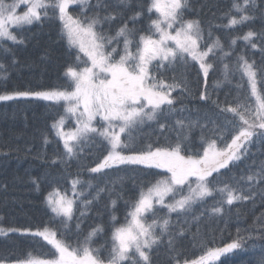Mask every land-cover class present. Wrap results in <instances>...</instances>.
Segmentation results:
<instances>
[{
    "label": "trees",
    "instance_id": "trees-1",
    "mask_svg": "<svg viewBox=\"0 0 264 264\" xmlns=\"http://www.w3.org/2000/svg\"><path fill=\"white\" fill-rule=\"evenodd\" d=\"M237 2L242 4L243 0ZM149 3L150 0H127V3L123 4L121 0H89L83 9L73 5L68 11L72 16L81 19L98 14L101 24L97 25L96 30L107 36L114 37L117 30L126 23L129 29L137 30L136 37H139L141 33H147L150 21L156 16L154 11L151 14L147 12ZM232 3L233 0H188V7L183 13L184 19L198 20L203 36H209L211 32V39L215 34L224 46L222 51L216 49V52L210 55L213 67L207 77L212 76L213 81L207 82L199 64L191 60L185 62L178 59L174 64L166 62L153 68L150 74L158 80L167 84L178 83L181 86L172 90L174 105L163 106V112L157 119L132 129L130 136L135 149L146 148L149 144L154 147L166 146V142L174 145L179 135L185 154L200 152L198 144H202L201 140H196V143L195 133L190 132L201 129L203 108L208 103L203 104L201 108V104L196 100L197 96L207 88V92L216 91V100L209 95L205 99L207 102L211 104V99L213 104L220 99L222 102L221 105H213L207 112L201 132L209 127L215 128L211 112L226 108L227 105L233 104L236 98L244 101L242 89L246 93H249V89L245 84V76L238 70L237 60L243 56L247 61L257 63L255 57L264 54V0H256L258 7L248 8V13L253 12L254 15L252 20L225 27L230 18L226 14L231 13L237 18L240 15L232 9ZM142 8L143 14L140 18L134 22L129 19ZM109 14H113L115 18L104 20ZM249 30L258 34L252 38L256 48H252L251 43L242 39H237L234 45L230 43L232 38L242 37ZM18 35L22 43L5 44L0 48V64L3 65L0 68V94L8 91L70 89L65 70L76 62L78 51L69 47L62 32L58 12L54 14L49 9L46 17L22 28ZM207 42L203 40L202 45ZM112 45L122 49L123 39L120 38L118 44ZM224 53L229 55L225 56ZM263 58L264 55H261L263 61H260V67L264 70ZM224 65L229 66L227 76ZM222 81L228 85V92L222 93L221 89L225 87ZM262 87L264 72L260 78L259 88ZM61 111L60 103L39 99L17 98L0 101V125L5 132V136L0 137V227L31 230L27 233L9 231L6 235H0V264H15L17 259L26 258L28 253L46 259L52 257L53 249L48 243L42 237L33 235L37 228L43 229L46 224L59 230L65 239L75 244L78 240L83 242L92 228L103 226L104 232L97 234L95 244L106 245L104 254L107 255V245H110L109 233L120 219H124L120 212L129 208L138 198L141 188H145L162 175L161 170L140 165L113 166L102 170L101 173H91L89 169L95 167L106 155V143L101 138L92 137L86 141L88 143L83 149L77 151L76 156L66 157L52 126ZM177 121H183L185 125L192 127L181 130ZM161 124L165 127L161 128ZM214 132L228 137L226 143L235 134L234 131L231 134V129L225 125ZM90 144L92 147L86 148ZM22 158L29 159L30 165L17 172L14 166ZM262 162L264 139L254 138L240 160L231 163L229 168L222 169L219 173H213L211 178L213 187L228 184L233 188L242 189L247 195L255 193L250 200L239 201L230 208L231 205L226 203V196L222 197L220 193L214 192L212 196L196 205L193 204L187 211L168 214L165 207H162L158 210L166 216L156 213L153 217L148 214V218L167 217L170 220L168 232L149 252L151 264H175L176 255H179L181 262L194 260L203 254L202 245L215 247L227 244L236 238L238 229L244 237L251 231L254 238L246 239L243 249L222 256L217 264H253V245H256L255 254L258 255L260 245L264 244V241L255 239L257 230L264 225V181L258 177L248 181L247 177L257 173ZM75 179L90 181L92 185L77 184L74 197H78L80 201H77L74 218L67 222L71 231L65 235L63 218L52 214L45 202V196L52 190H59L57 184L60 182L66 186L63 191L70 192ZM100 189L105 191L103 198L91 199L89 191L100 192ZM85 201L91 203L85 205ZM112 201L116 202L115 205ZM214 201L222 206L221 213L212 214L209 202L212 205ZM81 212L84 213L83 216ZM112 216L116 217L115 224L112 222ZM78 222L81 226L79 232L76 229ZM157 235H160L159 230Z\"/></svg>",
    "mask_w": 264,
    "mask_h": 264
},
{
    "label": "snow or ice",
    "instance_id": "snow-or-ice-1",
    "mask_svg": "<svg viewBox=\"0 0 264 264\" xmlns=\"http://www.w3.org/2000/svg\"><path fill=\"white\" fill-rule=\"evenodd\" d=\"M127 3V0H121ZM88 0H0V39H7L14 43H22L10 29L31 25L34 21H40L48 15L51 9L54 14L58 12V18L62 23V32L66 37L69 47L78 49L76 62L69 65L65 75L69 78L67 88L53 89L49 91H13L0 95V101L13 100L19 97H40L49 101H63L65 115L53 123V128L63 141L65 156L72 158L77 155L79 145L90 140L93 136L100 137L107 144V154L89 169L91 173H101L104 169L120 165H143L147 168L165 169L169 175L162 176L154 183H150L147 189L141 188L138 198L130 205L131 210L125 219L127 223L114 227L111 237V248L107 255L104 254L106 245L93 248V238L104 232V227L97 225L92 228L83 242L77 241L74 247L62 236L59 230L49 228L46 224L43 229L37 228L33 233L42 237L55 249L51 259H39L28 253L26 258L17 259L15 264H151L149 252L157 245L161 237L169 230L170 220L167 217H156L148 222L146 217L151 214L155 217L156 205H164L168 212L187 211L194 203L203 201L214 192L226 196V203L231 205L234 201H246L252 199L255 193L247 195L242 189L233 188L228 184L222 187H213L211 178L213 173H219L221 169H227L232 162L238 161L247 152L248 144L254 138L264 139V87L258 88L257 77L259 71L254 62L249 63L243 56L238 57V70L247 77L250 87V95L244 101H238L235 107L229 106L222 111L233 113L239 117L241 124L233 125L234 135L225 147H218L216 139L201 137L203 154L197 151L194 155H182L185 151L181 138L177 142L166 146H153L135 149L130 145L131 130L145 120H155L163 112V106L171 107L175 100L172 98V90L180 87L178 83L167 84L151 75L150 66L153 61L171 64L176 60L195 61L199 69L207 78L209 70L213 67L207 62L210 54L215 49L223 50V45L217 37L204 50H201V41L204 39L203 30L198 20H185L183 13L188 7V0H150L147 12L153 10L159 15L152 19L147 33H141L137 39L135 28L129 29L127 24L122 25L116 35L107 36L98 32L97 25L101 24V18L97 14L93 17H74L69 13L70 5H79L83 9ZM23 7L25 10L20 12ZM258 7L256 0H243L238 3L233 0L232 9L239 13V17L229 15L228 25L231 27L243 24L253 17L248 13V8ZM143 14L141 11L134 13L133 22ZM113 14L105 16L104 20L114 19ZM172 29V31H169ZM258 34L252 30L242 37H234L231 44L237 39L251 43L252 48L257 45L252 43V38ZM123 39V49L108 48L113 43H119ZM211 38V32H209ZM171 42V44L169 43ZM133 48L135 49L133 51ZM80 53L87 59H82ZM225 56L229 53H224ZM116 56L119 58L116 59ZM83 63L84 67H80ZM3 65L0 64V68ZM228 65H224L226 76ZM255 98L254 105L251 98ZM205 89L201 93V99H207ZM66 117H74L76 127L71 131H65ZM99 118V120H97ZM100 123V126H95ZM181 130L191 128L183 121H177ZM161 128L165 125L161 124ZM127 137V139L122 138ZM187 139V137H184ZM223 140V136L220 137ZM47 142V141H46ZM56 161L54 160L53 163ZM264 181V162L261 163L257 173L249 175L248 181L256 178ZM191 178H195L194 181ZM79 180H73L75 191ZM188 191L185 193L184 188ZM99 191H103L100 189ZM250 191V189H249ZM179 195V199L175 197ZM170 197L171 203L165 204V198ZM99 198V192L97 197ZM48 205L55 214L64 220L65 235L71 231L68 221L74 218V200L61 196L57 190L46 198ZM85 205L91 201H85ZM115 201L112 204L115 205ZM212 213L222 212L221 207H213ZM84 213L81 212V216ZM130 217V219H129ZM115 224L116 217L112 216ZM157 228L160 235H157ZM79 232L80 223L76 225ZM9 231H31L24 229H4L0 227V235H6ZM183 229H181V234ZM253 234L249 231L247 237L240 234L222 247H205L202 245L203 254L191 262L185 260L184 264H217L222 256L244 248L245 240H252ZM255 239L264 241V225L256 233ZM211 244V241L208 242ZM172 245V240H169ZM256 245H253V264H264V244L259 247V254H255ZM175 264H181L179 255L174 257Z\"/></svg>",
    "mask_w": 264,
    "mask_h": 264
},
{
    "label": "rangeland",
    "instance_id": "rangeland-1",
    "mask_svg": "<svg viewBox=\"0 0 264 264\" xmlns=\"http://www.w3.org/2000/svg\"><path fill=\"white\" fill-rule=\"evenodd\" d=\"M70 6H73V5H70ZM25 9L23 8V7H21L20 9H19V11L20 12H23ZM154 12H155V10H154ZM156 13V12H155ZM159 14L158 13H156V16L154 17V19H156L157 18V16H158ZM250 15L253 17L254 15H253V12L252 13H250ZM252 20V19H251ZM36 21H34L33 23H35ZM62 24V23H61ZM27 26H29V25H24V26H22V27H20V28H16V27H12L10 30L15 34V35H17L18 36V34H19V32L22 30V28H24V27H27ZM169 31H172V29H169ZM206 35V36H205ZM203 37H204V41H208L207 43H206V45H202V47H201V50H204V48H206V46L208 45V44H211L216 38H217V36L214 34L213 36H212V39L211 38H209V36L207 35V34H205ZM254 38V37H253ZM137 39H138V37H137ZM7 41V39H0V44H2V43H4V42H6ZM170 44H171V42H169ZM201 43V42H200ZM114 46L113 45H111V47H109V49H108V51H111V48H113ZM123 47V46H122ZM77 49V48H76ZM78 50V49H77ZM135 49H133V51H134ZM122 51V50H121ZM214 52H216V49H215V51ZM258 53H262V52H258ZM257 53V54H258ZM82 56H83V53H80ZM211 55V54H210ZM210 55H209V57L207 58V62L208 63H210L211 62V60H210ZM262 56L264 55L263 53L261 54ZM261 55H257L256 57H255V59H256V61H257V63L256 62H254V64H255V67H256V69H258L259 70V75H258V77H257V81H258V88L260 87V78H261V73H263L264 72V70L260 67V63L263 61L262 59H261ZM83 58L86 60L87 58L86 57H84L83 56ZM119 57L118 56H116V59H118ZM264 59V58H263ZM228 60H230V59H228ZM261 61V62H260ZM153 62H155V61H153ZM227 62V61H226ZM249 62V61H248ZM166 63V62H165ZM175 63V62H174ZM174 63H171V64H174ZM249 63H253V61H250ZM153 64V63H152ZM152 66V65H151ZM150 66V67H151ZM233 66V65H232ZM84 67V66H83ZM82 68V67H81ZM229 72V71H228ZM204 79H205V77H204ZM245 79H246V81H245V84H247V86H248V89H249V93H246L245 91H244V89H242V94H243V96H245V97H248L249 95H250V87H249V85H248V81H247V77L245 76ZM206 80H207V82L208 81H213V77L212 76H209V77H207L206 78ZM223 85H225V87L224 88H222L221 90H222V93H225V92H228V90H229V87H228V85H226L225 84V82H221ZM244 86V85H243ZM205 89L207 90V88H204V90H203V92L205 91ZM72 89H70L69 91H71ZM3 94H8L7 92L6 93H3ZM207 94H208V96L209 95H211V98L213 97L215 100H216V91H210V92H207ZM0 95H2V94H0ZM19 98H26V97H19ZM14 99H17V98H14ZM38 99H42V100H44L43 98H40V97H38ZM197 101H198V103H200L201 104V108H202V106H204L203 104H205V103H208V105H206L204 108H203V115H202V117H201V120H203V122L205 121V118H206V115H207V112L210 110V109H212L214 106L213 105H216V104H219V105H221L222 104V102H221V99L220 100H217V101H215V104H213V100L211 99V104L209 103V102H207L205 99H201V95L200 96H197V99H196ZM47 101H49V100H47ZM238 101H243L241 98H236L235 99V102L233 103V104H230V105H227L226 106V108H228L229 106H232V107H235L234 106V104H237V102ZM59 102H62L63 103V105H64V110H65V104H64V102L63 101H59ZM251 102L253 103V105H254V102H255V98L253 97V98H251ZM226 108H221V109H218V111L217 112H211L212 114H213V116H214V126H215V128L213 129H210V127H209V129H207V130H205V131H200L201 129H202V123L203 122H201L200 121V125H201V129L200 130H197V129H195L194 131H192V132H190V133H195L194 134V140H195V142H196V140H198V139H200L201 140V137L203 136L205 139H216L217 140V144H218V147H225L226 146V142H225V140L228 138V137H226L225 135H223L222 133H220V134H216L214 131L216 130V129H219V127L220 126H222V125H225L227 128L229 127L230 129H231V134H232V129H233V125H236L237 126V131H238V127H239V125L241 124V122L239 121V117H237V116H235L233 113H231V112H227V111H222V109H226ZM63 115H65V111H64V113H63ZM97 120H99V118H97ZM146 121V120H145ZM144 121V122H145ZM148 122H149V120H148ZM147 122V123H148ZM140 125V124H139ZM139 125H137V126H139ZM217 125H219V127H217ZM95 126H97V127H99L100 126V123H96L95 124ZM205 126H207V125H205ZM76 127V120H75V118L74 117H66V119H65V127H64V130L67 132V131H71L72 129H74ZM54 131H55V133H56V135L59 137V135L57 134V130L54 128ZM221 136H223V140H221L220 139V137ZM59 139H60V137H59ZM61 140V139H60ZM61 142L63 143V141L61 140ZM197 143V142H196ZM198 147H200V150L203 152V145L202 144H198ZM203 154V153H202ZM201 154V155H202ZM183 155V154H182ZM192 155H194V154H192ZM158 170H161L162 171V175L160 176V177H158L157 179H160L162 176H165V175H169L167 172H166V170L165 169H158ZM156 179V180H157ZM193 181H194V179L195 178H191ZM156 180H154V182L156 181ZM154 182H152V183H154ZM149 186V185H148ZM148 186H146L144 189L146 190L147 189V187ZM141 191V190H140ZM188 191V189L185 187L184 188V192L186 193ZM58 192L60 193V195L61 196H64V197H66L65 196V193H66V191H63V190H58ZM50 193H53L52 191H50ZM49 193V194H50ZM70 195V194H69ZM67 196L66 198L67 199H70V200H72L71 198H70V196ZM180 197H179V195H177L176 197H175V199H179ZM207 198V197H206ZM205 198V199H206ZM172 202V199L170 198V197H166L165 198V204H168V203H171ZM199 202H201V201H198V202H196V203H199ZM239 201H234L233 202V204H231V206H229L230 208L231 207H233L234 205H236L237 203H238ZM48 203V202H47ZM196 203H194L195 205H196ZM209 206H210V208H211V210H212V208L215 206V207H221L222 208V206L220 205V204H218V202H213V204L212 205H210V202H209ZM156 207V213H159L160 215H165L164 213H162V211H159L160 210V208H162V207H165L164 205H156L155 206ZM50 208V207H49ZM159 209V210H158ZM51 210V209H50ZM131 210V208L129 207V208H127V209H125L123 212H120L121 213V216L122 217H124V219H120V220H122V221H118V224H117V226H115V227H119V226H121V225H125L126 223H127V221H126V219H125V217H126V215H127V213L129 212ZM165 210L168 212V209L165 207ZM126 212V213H125ZM177 212H179V211H177ZM177 212H171V213H169L168 212V214H174V213H177ZM212 214H214V213H212ZM55 215V214H54ZM166 216V215H165ZM57 218H61V217H57ZM129 219H130V217H129ZM146 219H147V221L148 222H151V220L152 219H154V218H147L146 217ZM120 223V224H119ZM177 228V227H176ZM174 229V228H173ZM113 230H114V228H113ZM113 230H111L110 231V233H109V236H110V245L108 244L107 245V248H108V250L111 248V237H112V232H113ZM157 230H159L158 228H157ZM96 240H97V237H94L93 238V242H92V247L93 248H98V247H101L100 245H97V247H96V245H95V242H96ZM74 247L77 245V244H75V243H71ZM223 246V244L222 245H219V246H215V247H222ZM153 250V249H152ZM151 250V251H152ZM35 257H37V256H35ZM38 258L39 259H45L46 260V258H42V257H40V256H38ZM198 258V257H197ZM196 258V259H197ZM51 259V258H50ZM196 259H194V260H196ZM191 261H193V260H189V262H191ZM129 264H130V262H129ZM181 264H184V261L183 262H181Z\"/></svg>",
    "mask_w": 264,
    "mask_h": 264
},
{
    "label": "bare ground",
    "instance_id": "bare-ground-1",
    "mask_svg": "<svg viewBox=\"0 0 264 264\" xmlns=\"http://www.w3.org/2000/svg\"><path fill=\"white\" fill-rule=\"evenodd\" d=\"M230 30V29H229ZM113 48H117L115 45H114V47ZM120 49V48H119ZM120 50H122V49H120ZM160 65H162L159 61H155V62H153V64H152V66L150 67V69L152 70L153 68H157L158 66H160ZM12 91H8L7 93H11ZM192 99L194 100L195 98H194V96H192ZM3 136H5V132L2 130V127H1V125H0V137H3ZM231 141V139L228 141V142H230ZM130 142H131V140H130ZM227 142V143H228ZM133 143V141L130 143V145ZM170 142H166V145L167 144H169ZM28 165H30V160L29 159H24V158H22L21 160H19L16 164H15V166H14V169L18 172L19 170L21 171L22 170V168L23 167H26V166H28ZM28 174V173H27ZM75 180H79L81 183H79L78 185H83V186H90V185H92V183L90 182V181H83V180H80V179H75ZM57 187L60 189V190H65L66 189V186H65V184L64 183H62V182H60V183H58L57 184ZM97 193H98V191L96 190V191H94V190H90L89 191V196L91 197V199H97L96 197H97ZM104 193H105V191L103 190V191H100L99 192V197L101 198H103V195H104ZM139 196V195H138ZM76 201L78 200V201H80V199L79 198H77V199H75ZM55 216V215H54ZM7 229H9V228H7ZM96 245V244H95ZM96 247H97V245H96Z\"/></svg>",
    "mask_w": 264,
    "mask_h": 264
}]
</instances>
